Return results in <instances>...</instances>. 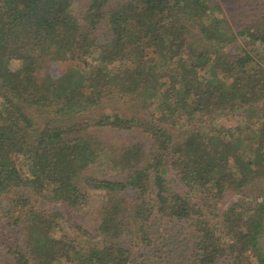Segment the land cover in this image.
Returning <instances> with one entry per match:
<instances>
[{
	"label": "trees",
	"instance_id": "16d2710c",
	"mask_svg": "<svg viewBox=\"0 0 264 264\" xmlns=\"http://www.w3.org/2000/svg\"><path fill=\"white\" fill-rule=\"evenodd\" d=\"M70 6L0 0V197L15 188L29 194L17 198L26 212L0 228V264H146L128 243L151 246L154 216L179 225L192 264H264V200L247 193L264 178V24L256 30L246 15L232 23L235 30L210 0H91L84 29ZM102 22L108 42L100 46L91 34ZM248 32L260 48L237 44ZM14 61L22 66L12 69ZM43 62L71 64L54 79L39 74ZM105 93L150 100L162 118L195 125L173 144L155 120H85L86 128L142 131L156 148L145 157L138 141L112 147L70 136L77 125L34 129L24 111L26 105L62 118L97 107ZM241 111L248 119L232 135L216 127L221 116ZM104 162L122 180L96 178ZM169 168L184 196L168 186ZM86 170L96 174L86 186L106 194L100 206L78 187ZM48 193L88 215L92 229L62 230L60 217L35 207ZM226 195L236 199L220 213Z\"/></svg>",
	"mask_w": 264,
	"mask_h": 264
},
{
	"label": "rangeland",
	"instance_id": "374dc122",
	"mask_svg": "<svg viewBox=\"0 0 264 264\" xmlns=\"http://www.w3.org/2000/svg\"><path fill=\"white\" fill-rule=\"evenodd\" d=\"M112 2L116 0H111ZM215 3L222 9V14L226 21L230 23V25L236 30L237 25L233 26V22H238L241 19H246L250 21L253 25L254 29L262 26L264 24V0H210ZM91 4V0H71L70 10L72 11V15L76 19L77 23L83 28H87L85 24V15L90 12L89 6ZM105 9V6L102 7ZM190 12L186 13L189 14ZM217 14V13H215ZM242 16V17H240ZM91 19V15L88 17V20ZM191 29L196 31L195 26L191 25ZM257 30V29H256ZM108 29L106 26V22H102L94 31H92V39L95 45H105L108 42ZM253 33V31L251 30ZM251 32H248L246 37L237 36V44L242 47H257L260 48L258 43L255 41L254 36ZM145 53L147 56H153L152 48L150 45L146 46ZM262 49V48H261ZM227 50V49H226ZM225 50V51H226ZM155 54V53H154ZM70 62L65 63H54V62H43L38 71L39 74L42 73L48 74L52 78H58L63 75L68 67L70 66ZM134 62H130L129 66H133ZM22 66V64L14 61L11 63L12 69H18ZM45 70V71H44ZM105 97L100 102V104L91 109L88 112H83L80 114H67L60 118L59 115L54 116V114L48 111H41V109L36 107H28L25 105L24 111L29 117V119L34 123L32 128L41 129L44 127V124L50 122L55 123L61 129H66L67 127H71L77 125L76 128L71 132V135L81 134L83 137L86 135H90L94 140L100 142L102 145H110L112 147L125 145L127 142H137L140 143L144 149V156L147 154L154 153L156 148L154 146V140L149 139L148 135H145L142 131L138 129L131 130H118V129H106V128H86L85 120H88L89 124H92V120L94 118H98L101 115H114L117 114L119 116H123L126 118L136 117L140 120L152 121L155 120L156 124L163 127L164 130L170 134L171 141L173 144L176 142H181L183 137L188 134V131L195 124L187 123V124H178L174 123V119L170 118L165 119L162 118L159 113L153 112V106L150 100L141 101L137 98H130V96H116V97H108L107 93H105ZM52 111L54 108L50 107ZM154 118V119H153ZM246 113L242 111L234 114V115H225L219 118V124L216 126L222 132H226L229 135L233 134L235 128L240 125L241 121H247ZM172 121V122H171ZM46 122V123H45ZM147 137V138H146ZM11 161H14L17 165L19 160H15L11 158ZM113 164L106 162L102 163L100 167V174L96 178H105L111 180H122L123 173L121 171L113 172ZM87 171V170H86ZM85 171L84 175L77 179L78 187L82 192H85L89 197V204L91 206H100L106 199L105 192L94 191L91 190L85 184V178L91 175H96L94 171L88 170ZM22 175V172H20ZM166 179L168 180V186L173 190L177 191L181 196L185 195V190L181 184L174 177L171 168L168 169V173L166 175ZM247 193H251L252 196L258 197L260 200H264V178L256 181L253 186L247 189ZM29 196L28 192L23 188H15L10 192L4 194L0 197V228L3 227L6 223H15L16 218L20 215H23L26 212V205L23 200H17V198H27ZM35 199V198H33ZM236 197L234 195H226L223 199H221L217 203V209L220 213H226L227 207L229 204L235 201ZM34 206V203L31 202L28 207ZM22 207V208H21ZM27 207V208H28ZM39 208V210H49L50 213H53V218H61L62 222V230L67 231L68 233L72 232L77 226H83L89 230L92 229L88 220L90 217L87 215L86 217L70 208H68L65 202L61 199H58L51 195V193L46 194L44 198V202L41 200L40 204L35 206ZM204 224L209 225L210 222L208 219H204ZM151 233L153 242L151 246L147 247H138L136 244H129L131 249V254L138 258L139 262L146 264H192L193 257L190 255V251H188V243L185 236L180 235L179 225L175 222L171 224L161 223L159 222L155 216L151 221ZM35 226H30L27 228L28 232L31 234H36ZM62 231H59L57 235H61ZM97 240V239H96ZM262 244L264 245V233L262 238ZM2 249V247H1ZM2 251V250H1ZM3 252V251H2Z\"/></svg>",
	"mask_w": 264,
	"mask_h": 264
}]
</instances>
